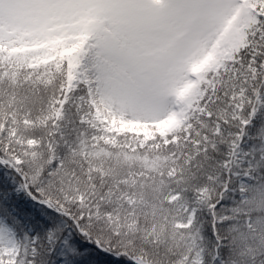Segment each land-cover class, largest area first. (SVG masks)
<instances>
[{"label":"snow or ice","instance_id":"snow-or-ice-1","mask_svg":"<svg viewBox=\"0 0 264 264\" xmlns=\"http://www.w3.org/2000/svg\"><path fill=\"white\" fill-rule=\"evenodd\" d=\"M0 264H264V0H0Z\"/></svg>","mask_w":264,"mask_h":264}]
</instances>
